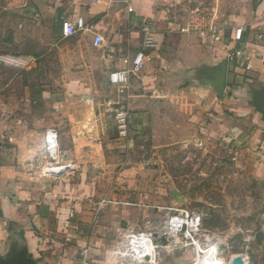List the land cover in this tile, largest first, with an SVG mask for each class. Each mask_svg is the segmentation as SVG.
I'll list each match as a JSON object with an SVG mask.
<instances>
[{"label": "crops", "instance_id": "crops-1", "mask_svg": "<svg viewBox=\"0 0 264 264\" xmlns=\"http://www.w3.org/2000/svg\"><path fill=\"white\" fill-rule=\"evenodd\" d=\"M127 5L0 0V263L23 254L32 264H80L89 248L90 264H140L127 262L129 232L146 222L158 232L152 220L180 202L162 194L159 166L146 165L166 128L230 149L264 181V0ZM79 18L86 29L63 37L62 21ZM95 35L101 47H93ZM138 51L145 65L120 92L108 73ZM224 62L220 91L215 74ZM118 109L131 116L127 150L114 142L108 111ZM49 130L67 166L59 175L46 172Z\"/></svg>", "mask_w": 264, "mask_h": 264}, {"label": "rangeland", "instance_id": "rangeland-1", "mask_svg": "<svg viewBox=\"0 0 264 264\" xmlns=\"http://www.w3.org/2000/svg\"><path fill=\"white\" fill-rule=\"evenodd\" d=\"M108 113L112 114L117 148L127 150L130 132L123 138L115 125V112ZM167 129L158 134L159 155H147L146 165L159 166L167 176L161 183L162 194L180 199L174 208L195 213L200 227L190 237L175 234L165 246L148 242L146 259L152 264H196L203 256V249L216 237L218 264H227L236 256H241L247 264H264V181L250 170L246 158H236L230 149L205 144L199 138L188 141L187 130ZM152 136L147 147L154 144ZM170 207H162V220H152L157 231L166 228V216L172 213ZM125 256L127 262H137L128 253Z\"/></svg>", "mask_w": 264, "mask_h": 264}, {"label": "built area", "instance_id": "built-area-1", "mask_svg": "<svg viewBox=\"0 0 264 264\" xmlns=\"http://www.w3.org/2000/svg\"><path fill=\"white\" fill-rule=\"evenodd\" d=\"M128 4V11L131 12L132 8L129 5L131 0H116ZM169 16L170 12L167 11ZM86 29L85 24L81 18L73 24L71 21L64 19L61 24L62 36L71 37ZM142 33L145 37L146 46H151V41L153 38V32L149 26L142 29ZM242 34V28H235V39L240 40ZM213 41H219L221 39V30L213 29L210 35ZM93 47L98 48L103 45V38L99 35H95L92 42ZM232 60V56H229ZM146 57L143 51H138L133 55H127L121 59V63L124 68L122 69H112L108 73V81L112 86L123 92L124 89L129 85V80L131 76L137 74L145 65ZM264 61V60H263ZM130 113L125 109L115 110L114 121L115 125L119 131V134L126 138L130 132ZM58 134L55 130H49L46 132L44 137L45 151L50 163L46 169V172L53 175H59L61 172L65 171L67 166H61L58 162L63 159V153L59 151ZM54 164V165H52ZM171 214L166 216L164 230L154 232L150 229L149 222L145 223L144 228L133 230L128 234V245L126 247L125 254H129L132 258L135 255L136 261L140 264H146V256L143 252V245L147 242L158 243L159 238L165 237L167 240H172V236L175 234L182 233L185 237H190V235H195L200 227L199 218L195 213H188L185 211H180L176 208H171ZM161 244V243H159ZM158 244V246H159ZM162 245V244H161ZM141 252L138 254L137 250ZM135 260V259H134ZM80 264H90L89 261V248H83L80 252Z\"/></svg>", "mask_w": 264, "mask_h": 264}, {"label": "water", "instance_id": "water-1", "mask_svg": "<svg viewBox=\"0 0 264 264\" xmlns=\"http://www.w3.org/2000/svg\"><path fill=\"white\" fill-rule=\"evenodd\" d=\"M215 82L218 90L223 91L226 84V64L221 65L219 72L215 74ZM159 243L165 245L167 239L163 236L159 238ZM0 264H32L24 258L23 254L18 255L12 262H1ZM231 264H247L241 256L232 259Z\"/></svg>", "mask_w": 264, "mask_h": 264}, {"label": "bare ground", "instance_id": "bare-ground-1", "mask_svg": "<svg viewBox=\"0 0 264 264\" xmlns=\"http://www.w3.org/2000/svg\"><path fill=\"white\" fill-rule=\"evenodd\" d=\"M215 238L211 239L212 241H210L209 244L207 245V247H205V249H203L204 250L203 256L201 258L199 257L200 259L198 261L196 260L197 261L196 264H218V262H219L218 241ZM147 243L143 245V250H144L143 252L145 253V256H146V253H148L147 252ZM136 250H137L138 254H140L141 251L139 249H136ZM133 257H135V255H133ZM227 264H231V261Z\"/></svg>", "mask_w": 264, "mask_h": 264}]
</instances>
